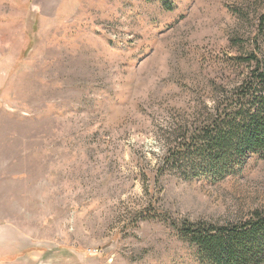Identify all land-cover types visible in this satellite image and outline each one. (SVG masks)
I'll return each mask as SVG.
<instances>
[{
  "label": "rangeland",
  "instance_id": "obj_1",
  "mask_svg": "<svg viewBox=\"0 0 264 264\" xmlns=\"http://www.w3.org/2000/svg\"><path fill=\"white\" fill-rule=\"evenodd\" d=\"M262 2L0 0V264H201L179 225L264 211L260 156L160 171L168 129L246 76Z\"/></svg>",
  "mask_w": 264,
  "mask_h": 264
},
{
  "label": "trees",
  "instance_id": "obj_2",
  "mask_svg": "<svg viewBox=\"0 0 264 264\" xmlns=\"http://www.w3.org/2000/svg\"><path fill=\"white\" fill-rule=\"evenodd\" d=\"M257 7L255 49L237 57L249 68L246 76L219 91L206 115L168 129L160 171L217 182L252 156L264 158V2ZM177 228L197 247L201 264H264V211L239 224L186 221Z\"/></svg>",
  "mask_w": 264,
  "mask_h": 264
},
{
  "label": "crops",
  "instance_id": "obj_3",
  "mask_svg": "<svg viewBox=\"0 0 264 264\" xmlns=\"http://www.w3.org/2000/svg\"><path fill=\"white\" fill-rule=\"evenodd\" d=\"M2 229H5V227L0 229V238H4L2 239V242H0V255L11 257L14 254L16 238L14 236L12 227H8V229L11 231L10 233L6 231H1ZM10 257L9 259H11Z\"/></svg>",
  "mask_w": 264,
  "mask_h": 264
}]
</instances>
